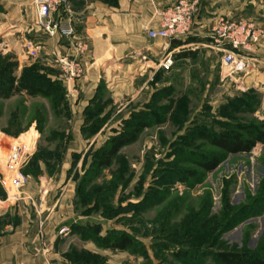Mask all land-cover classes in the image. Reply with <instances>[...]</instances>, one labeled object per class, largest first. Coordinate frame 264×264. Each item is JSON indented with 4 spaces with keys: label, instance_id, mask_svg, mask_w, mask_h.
Returning a JSON list of instances; mask_svg holds the SVG:
<instances>
[{
    "label": "rangeland",
    "instance_id": "rangeland-1",
    "mask_svg": "<svg viewBox=\"0 0 264 264\" xmlns=\"http://www.w3.org/2000/svg\"><path fill=\"white\" fill-rule=\"evenodd\" d=\"M32 9L33 0H0V140L34 148L21 170L29 184L21 189L6 171L9 149L0 151L8 187L0 175V211L28 202L23 216L43 217L45 201L61 200L71 185L78 223L59 232L61 246L72 245L68 264H221L222 251L264 259V144L224 155L199 137L263 126L264 84L243 89L248 71L224 70L210 30L203 36L209 48L176 59L143 90L97 92L87 100L69 92L54 61L28 54L38 32ZM216 18L207 19L212 27ZM19 45L27 65L12 49ZM136 120L148 124L139 139L111 168L99 169V151ZM215 156L222 162L206 173L199 162ZM2 214L0 237L8 217ZM125 235L126 251L109 248Z\"/></svg>",
    "mask_w": 264,
    "mask_h": 264
},
{
    "label": "crops",
    "instance_id": "crops-1",
    "mask_svg": "<svg viewBox=\"0 0 264 264\" xmlns=\"http://www.w3.org/2000/svg\"><path fill=\"white\" fill-rule=\"evenodd\" d=\"M198 1L200 13L191 35L171 43L150 40L146 29H159L163 10L174 5L176 0H70L61 16L56 17L72 21L75 35L71 38L47 37L37 24L33 4L35 25L32 29L36 28L38 32L30 42L41 45L40 59L43 63L54 61V52L58 56L76 59L83 65L85 73L82 78L71 86L63 83L69 87V92H82L84 99L92 101L97 92H115V96L139 92L145 86L142 84L155 80L160 72L165 71L160 68V62L167 53L171 52L176 62L184 54L189 56L201 47L209 48L211 43L203 37L212 28L208 18L227 16L252 21L264 28V0ZM79 45H83L85 50L81 52ZM12 47L20 64L27 65V55L22 45ZM246 55L248 65L245 73L248 71V74L241 76V87L250 89L263 85L264 40L256 50ZM11 145L9 140H0V151L6 148L10 150ZM70 186L62 188L61 200L45 201L46 206H43L49 212L43 217L23 216L27 210L24 205H28V202H18L13 206L9 204L4 212L0 211V217L4 216L2 213L8 214L4 229L6 233L0 237V264H53L51 261L54 259L68 264L65 254L72 245L65 244L63 248L61 245H64L65 237H61L59 232L78 223L73 216V191ZM3 188L8 192L6 185ZM43 220L45 226L40 229L39 223ZM88 249L91 253L95 252Z\"/></svg>",
    "mask_w": 264,
    "mask_h": 264
},
{
    "label": "built area",
    "instance_id": "built-area-1",
    "mask_svg": "<svg viewBox=\"0 0 264 264\" xmlns=\"http://www.w3.org/2000/svg\"><path fill=\"white\" fill-rule=\"evenodd\" d=\"M69 2L70 0H33L37 12V24L47 37L71 38L75 35L72 21L56 17V15L61 16ZM199 13L198 0H176L174 5L163 10L159 29H146L147 36L150 40H163L169 43L185 39L191 35ZM209 36L213 40V46L222 53V66L231 68L233 74H243L248 65L246 54L256 50L257 46L262 43L264 28L258 27L252 21L218 16ZM78 47L81 52L85 50L83 45ZM41 52V45L33 43L29 45L28 54L32 57H39ZM52 55L54 63L61 70L63 82L67 86L74 85L77 80L83 77L84 67L76 59L58 56L54 52ZM173 64L174 56L169 52L160 62V68L169 70ZM33 149H30L27 143L18 142L12 144L9 150L6 171L10 177H13L12 184L18 189L23 188L27 182L21 170L25 158ZM0 175L3 179L2 185L5 186L7 175L4 172Z\"/></svg>",
    "mask_w": 264,
    "mask_h": 264
},
{
    "label": "trees",
    "instance_id": "trees-1",
    "mask_svg": "<svg viewBox=\"0 0 264 264\" xmlns=\"http://www.w3.org/2000/svg\"><path fill=\"white\" fill-rule=\"evenodd\" d=\"M45 79V76L43 77ZM49 83V81H48ZM148 124L145 120H136L127 134L116 136L110 143L99 151L97 164L101 170L111 168L121 150L135 143ZM233 130L217 134H201L199 137L221 150L224 155L248 154L258 144H264V125L253 127L237 125ZM222 162L219 156L199 162V166L210 173L217 169ZM131 244V238L125 235L118 243L109 246L110 249L126 251ZM221 264H264V259L247 252L222 251L217 255Z\"/></svg>",
    "mask_w": 264,
    "mask_h": 264
},
{
    "label": "bare ground",
    "instance_id": "bare-ground-1",
    "mask_svg": "<svg viewBox=\"0 0 264 264\" xmlns=\"http://www.w3.org/2000/svg\"><path fill=\"white\" fill-rule=\"evenodd\" d=\"M225 69H227V70H229V71L231 72V68L225 67L224 70H225ZM231 74H232V73H231Z\"/></svg>",
    "mask_w": 264,
    "mask_h": 264
}]
</instances>
